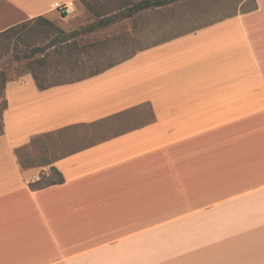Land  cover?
Segmentation results:
<instances>
[{
	"label": "crops",
	"instance_id": "0c3cea01",
	"mask_svg": "<svg viewBox=\"0 0 264 264\" xmlns=\"http://www.w3.org/2000/svg\"><path fill=\"white\" fill-rule=\"evenodd\" d=\"M66 1L0 0V33L39 16L74 30ZM184 1L138 0L125 16L187 18ZM196 1L200 27L94 75L7 79L0 264H264V0ZM46 133L70 149L23 167L18 150ZM52 168L62 181L43 185Z\"/></svg>",
	"mask_w": 264,
	"mask_h": 264
},
{
	"label": "rangeland",
	"instance_id": "374dc122",
	"mask_svg": "<svg viewBox=\"0 0 264 264\" xmlns=\"http://www.w3.org/2000/svg\"><path fill=\"white\" fill-rule=\"evenodd\" d=\"M88 1H91L101 15H96L81 0L75 12L71 16L68 15L70 17L69 20L73 18L78 19L75 29L67 30L70 25L65 24V22L58 25L66 34L79 31L77 35L71 37V40L67 41L75 40L78 42V47L71 50L70 54L66 55V57L54 54L55 46L53 44L67 43L66 41L60 42L56 40V36L59 34L56 31L46 35L44 39H42L43 37L27 39L25 31L10 38L1 36L0 73H4L6 79L18 78L24 72H30L28 67L30 60L48 56L49 61L43 67L38 68L40 78L44 83L56 84L74 81L105 69L128 57L137 49L200 27L202 25L200 20L206 14L203 12L205 9L202 11L197 9L198 3L196 0H186L180 4L182 6L186 5L184 15L187 18H184L182 13L181 17L170 19L167 23H162V18L158 17L161 13H158L154 9L137 12L132 16H125L130 6L138 2V0ZM206 1L210 5V1ZM226 1L237 5L240 0H220V5L225 4ZM251 5L252 1L248 3L247 7ZM208 10L209 8L205 11ZM223 11L226 12V10ZM120 14H123V16L120 17V20H117L118 23L116 21L109 25L99 26L96 30L92 31L85 30L89 24H95L100 20L116 17ZM26 22L28 23L29 21ZM30 27L34 31L38 29L35 22H29L27 28ZM39 46L45 47L46 50L38 51L37 48ZM234 52H249L246 41L241 42L240 47ZM30 54L33 55L26 57ZM2 85L0 79V133L3 131L2 113L5 107ZM68 149L70 148L59 143L58 135L46 133L34 137L26 148L18 150V155L20 156V160L27 165H42ZM166 251L155 250V261L164 256ZM142 260L143 258L140 257L139 264H147L143 263Z\"/></svg>",
	"mask_w": 264,
	"mask_h": 264
},
{
	"label": "trees",
	"instance_id": "16d2710c",
	"mask_svg": "<svg viewBox=\"0 0 264 264\" xmlns=\"http://www.w3.org/2000/svg\"><path fill=\"white\" fill-rule=\"evenodd\" d=\"M82 1L85 2L86 6L90 10H92L96 15H101V13L96 10V7L91 3V1H88V0H82ZM145 5H147V3H145V4L144 3L135 4L129 10L130 11H137V10L141 9ZM63 16H66V15L63 14ZM29 22L37 23L38 29H36V31H34V29H32L31 27L27 28V25H28ZM29 22L28 23L24 22L22 24L10 27L9 29L1 32L0 33V37L1 36H6L7 38H10L13 35H18L21 32L25 31L26 34H27V39H30V38L31 39H37L39 37H43L42 39H44L46 37V35L51 34L52 32L56 31L57 33H59L56 36V40H59L60 42L61 41H63V42L66 41L67 42V41L71 40V37H73V36L77 35V33H79V31H74V32H71L69 34H66L65 31L62 28H59V26L56 23H54L50 19L46 18L45 16L36 17L35 19L30 20ZM102 23H104L103 20L98 21L95 24H93L92 26H90L89 29L96 28L97 25L102 24ZM53 45L55 46V52H54L55 55L66 57V55L71 53L70 52L71 50H73V49L78 47V42L75 41V40H72V41L67 42V43H63V44L56 43V44H53ZM37 50L38 51H44V50H46V48L39 46L37 48ZM32 55L33 54H30V55H28L26 57H31ZM48 61H49L48 56H44V57L35 58V59L30 60L28 62L29 71L34 76V78H35V80H36V82L38 84V87L40 89H45V88H48V87H51L53 85L58 84V83H56V84H52V83L47 84V83H44L41 80V78H40V73L38 72V68L41 67V66L43 67ZM96 73H98V72H96ZM96 73H94V74H96ZM94 74H91V75H94ZM91 75H89V76H91ZM0 79H1V84H3L2 88H3V92H4L7 79H6L5 75H4V73H2V72L0 73ZM80 79H82V78H80ZM6 104L7 103H6V100H5L4 109L6 108ZM26 147H24V148H26ZM51 161L52 160L47 161V162H45L42 165L49 164V163H51ZM21 163H22L23 167L32 166V164L27 165V164L23 163L22 161H21ZM62 179L63 178L61 176V173L58 172V170H56V168H52V175L44 179L43 185H49V184L58 183V182L62 181Z\"/></svg>",
	"mask_w": 264,
	"mask_h": 264
},
{
	"label": "built area",
	"instance_id": "2783aa9c",
	"mask_svg": "<svg viewBox=\"0 0 264 264\" xmlns=\"http://www.w3.org/2000/svg\"><path fill=\"white\" fill-rule=\"evenodd\" d=\"M57 8L64 15H71L76 10V3L74 0H69V1L58 4ZM44 174H47V168H43L40 173L34 174L32 176V179L34 181L41 180Z\"/></svg>",
	"mask_w": 264,
	"mask_h": 264
}]
</instances>
